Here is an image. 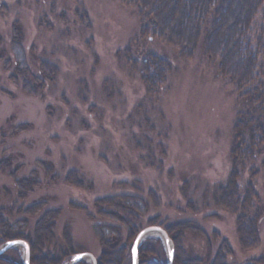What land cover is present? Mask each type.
I'll return each instance as SVG.
<instances>
[{"label":"rangeland","instance_id":"1","mask_svg":"<svg viewBox=\"0 0 264 264\" xmlns=\"http://www.w3.org/2000/svg\"><path fill=\"white\" fill-rule=\"evenodd\" d=\"M0 5V163L9 159L11 167L19 166L13 178L0 169V208L5 221L30 232L44 211L57 212L56 246L65 249L62 234L68 226L73 254L88 253L96 261L100 246L93 225L108 222L89 218L95 215L93 202L136 194L117 185L137 182L141 197L153 191L159 199L147 217L159 216L160 223L167 224L190 221L197 226L198 233H185L182 238L183 249L197 264L213 258L220 241H225L220 248L225 264H264V217L258 226L259 243L244 249L237 237L235 215L201 203L203 189L223 184L230 166L236 92L218 75L215 63L200 50L185 58L168 43L138 37L136 10L121 0H0ZM83 12L87 20L81 17ZM15 21L21 25L20 52L28 68L36 71L39 62L46 61L57 69L56 79L46 84L42 94L27 93L12 84L3 67L4 59H15L10 48ZM146 54L170 65L162 92L150 104L143 101L145 89L130 69L133 60L140 63ZM142 101L146 105L134 111ZM144 117L149 125L139 130L147 133L152 125L162 137L165 134V153L153 151L162 162L160 169L150 166L151 157L142 146L138 150L135 146L134 135ZM69 172L77 174L81 188L64 181ZM247 177L246 173L242 176L241 185ZM22 178H29L34 186L20 197L14 179ZM185 183L190 200L198 202L196 213L185 207L180 192ZM253 184L263 204L262 172ZM39 201L44 206L38 214H23L24 208ZM6 208L11 215L5 213ZM155 238L166 256L160 235L142 243ZM13 249L17 258L11 253L2 257L21 264L23 248ZM81 263L91 261L86 258ZM125 264H131V256Z\"/></svg>","mask_w":264,"mask_h":264},{"label":"trees","instance_id":"2","mask_svg":"<svg viewBox=\"0 0 264 264\" xmlns=\"http://www.w3.org/2000/svg\"><path fill=\"white\" fill-rule=\"evenodd\" d=\"M121 1L136 10L140 23L138 37L155 38L168 43L185 58L193 57L200 50L203 56L215 63L218 75L234 87L236 102L228 153V177L223 184L206 186L200 198L201 203L228 209L235 215L236 233L242 248L256 246L259 243L258 226L264 217V203L260 201L253 184L260 172L264 174V0ZM81 17L87 20L84 12ZM22 37L21 25L17 21L13 22L10 48L15 59H4L3 67L9 71L8 80L12 84L20 86L27 93L42 94L46 84L56 79L57 69L46 61H40L36 71L28 68L20 52ZM133 63L130 69L135 71L145 89L143 101L147 99L149 104L153 103L162 92L170 65L152 54H146L140 63L137 60H133ZM143 101L134 111L143 108ZM144 119L137 126L135 146L137 150L142 146L146 156L152 158L148 159L150 166L160 169L162 162L155 159L153 151L157 149L161 154L165 153V134L162 137L152 125L147 133L139 130L148 124ZM18 167H11L9 159L0 163V169L12 178ZM245 173L248 181L241 185L239 181ZM64 181L76 188H81L83 184L74 172L67 173ZM14 183L19 195L34 186L29 178L14 179ZM117 186L133 189L136 194L123 193L93 202L95 215H89V218L96 217L108 222L93 225L100 246L96 264H125L126 260H130V250L136 235L144 227L156 225L167 233L173 243V264H197L196 259L188 256L182 247L185 233L199 232L194 223L182 221L167 224L160 223L159 216L147 217L158 206L156 193L148 191L145 198L141 197L137 182H122ZM188 191V185L183 184L180 192L186 199L185 207L196 213L198 202L190 200ZM43 206L44 203L39 201L18 210L32 217ZM1 213L3 210L0 208V245L15 239L25 241L29 246V264H63L71 259L73 251L70 249L68 226L64 227L62 234L65 249L55 244L53 225L57 212L44 211L30 232L16 223L9 224ZM5 213L11 215V209L6 208ZM224 243L220 241L216 254L206 264H225L220 251ZM5 253L13 254L14 258L18 256L14 249ZM137 255L139 264H166V256L158 238L141 243ZM0 264H14V261L1 255Z\"/></svg>","mask_w":264,"mask_h":264},{"label":"water","instance_id":"3","mask_svg":"<svg viewBox=\"0 0 264 264\" xmlns=\"http://www.w3.org/2000/svg\"><path fill=\"white\" fill-rule=\"evenodd\" d=\"M151 235L161 236L167 256L166 264H172L174 257V250L171 240L168 237L167 233L159 226H148L142 229L136 235L130 250L131 264H138V255H137L138 247L145 238ZM15 247H22L24 250L21 264H29V246L25 241L20 239L10 240L5 242L3 245H1L0 255ZM86 258L90 259L91 264H96L95 258L88 253L74 254L67 264H78L79 262L84 261Z\"/></svg>","mask_w":264,"mask_h":264}]
</instances>
